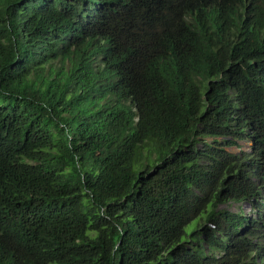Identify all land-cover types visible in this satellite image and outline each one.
<instances>
[{"label":"trees","instance_id":"16d2710c","mask_svg":"<svg viewBox=\"0 0 264 264\" xmlns=\"http://www.w3.org/2000/svg\"><path fill=\"white\" fill-rule=\"evenodd\" d=\"M0 264H264V0H0Z\"/></svg>","mask_w":264,"mask_h":264},{"label":"rangeland","instance_id":"374dc122","mask_svg":"<svg viewBox=\"0 0 264 264\" xmlns=\"http://www.w3.org/2000/svg\"><path fill=\"white\" fill-rule=\"evenodd\" d=\"M241 145H242V149L244 151H249L250 150V143L248 141H244V142H241ZM229 151H232V152H239V148L237 147H233V148H229L228 149ZM222 208H228L227 206H221ZM238 207V205H235V206H232V210H236ZM243 209L247 212V213H251L252 211V208L249 204H246V203H243Z\"/></svg>","mask_w":264,"mask_h":264}]
</instances>
